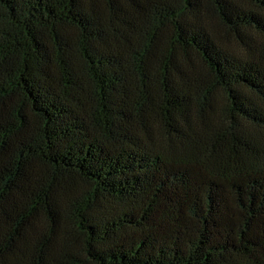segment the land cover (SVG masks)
I'll list each match as a JSON object with an SVG mask.
<instances>
[{
	"label": "trees",
	"instance_id": "16d2710c",
	"mask_svg": "<svg viewBox=\"0 0 264 264\" xmlns=\"http://www.w3.org/2000/svg\"><path fill=\"white\" fill-rule=\"evenodd\" d=\"M0 264H264V0H0Z\"/></svg>",
	"mask_w": 264,
	"mask_h": 264
}]
</instances>
